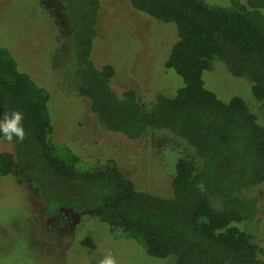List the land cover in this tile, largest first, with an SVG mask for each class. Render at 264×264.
I'll use <instances>...</instances> for the list:
<instances>
[{
  "label": "trees",
  "instance_id": "16d2710c",
  "mask_svg": "<svg viewBox=\"0 0 264 264\" xmlns=\"http://www.w3.org/2000/svg\"><path fill=\"white\" fill-rule=\"evenodd\" d=\"M48 2L63 20L81 94L110 139L95 141L100 147L86 157L54 141L49 92L0 45V115L21 111L26 130L23 141L11 142L12 152H0V176L33 187L46 216L94 218L108 225L113 239L134 240L171 264H264V247L237 226L245 217L234 203L237 195L264 187V0H231L228 6L129 0L135 11L177 29L166 68L183 87L148 105L135 90L116 93L115 68L91 60L101 0ZM219 62L251 83L262 120L248 100L224 102L206 88L204 72ZM156 132L179 143L169 194L138 189L123 155L103 153L113 142L131 144Z\"/></svg>",
  "mask_w": 264,
  "mask_h": 264
},
{
  "label": "rangeland",
  "instance_id": "374dc122",
  "mask_svg": "<svg viewBox=\"0 0 264 264\" xmlns=\"http://www.w3.org/2000/svg\"><path fill=\"white\" fill-rule=\"evenodd\" d=\"M205 1L228 6L231 0ZM64 28L48 0H0V45L12 51L22 72L49 92L54 141L86 157L91 147H100L95 141L105 142L110 136L97 125L81 94ZM97 32L91 60L98 68L106 64L115 68L112 88L116 93L135 90L138 101L148 105L159 95L174 97L183 87L182 78L166 68L178 38L174 24L135 11L129 0H101ZM203 80L224 102L236 96L248 100L262 120V104L255 101L251 83L233 76L226 65H211ZM174 141L168 133L156 132L131 144L113 142L112 149L104 146L102 152L123 155L124 170L138 189L169 191L170 165L179 146ZM1 151L12 152V143L0 140ZM237 196L234 203L245 217L237 226L255 234L264 247V187ZM216 199H212L214 207ZM43 205L33 187L0 176V264H92L93 257L109 252L120 264H171L167 261L171 258L156 259L134 240L113 239L108 225L94 218L75 214L51 218L44 214Z\"/></svg>",
  "mask_w": 264,
  "mask_h": 264
},
{
  "label": "clouds",
  "instance_id": "9594fccd",
  "mask_svg": "<svg viewBox=\"0 0 264 264\" xmlns=\"http://www.w3.org/2000/svg\"><path fill=\"white\" fill-rule=\"evenodd\" d=\"M25 136L24 114L21 111L13 110L0 115V137L12 142L14 140L23 141ZM92 264H120V261L109 252L102 257H93Z\"/></svg>",
  "mask_w": 264,
  "mask_h": 264
}]
</instances>
